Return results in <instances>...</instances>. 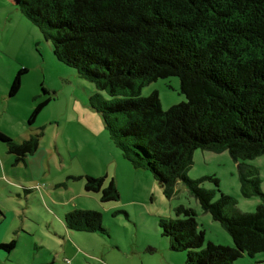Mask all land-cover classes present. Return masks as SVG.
<instances>
[{"label": "trees", "instance_id": "obj_1", "mask_svg": "<svg viewBox=\"0 0 264 264\" xmlns=\"http://www.w3.org/2000/svg\"><path fill=\"white\" fill-rule=\"evenodd\" d=\"M20 11L52 43L58 61L112 98L98 92L89 103L122 157L147 171L167 197L182 182L234 243L204 248L195 211L180 206L177 219L159 220L172 250L187 252V264H234L264 252V204L243 213L233 196L221 192L214 201L215 190L203 187L206 181L219 187L217 177L188 176L196 151H228L242 195L264 202L259 170L248 163L264 156V0H20ZM27 72L16 74L10 97ZM170 77L179 78L185 102L164 110L158 92L142 97L146 86ZM55 97L38 103L30 125ZM42 136L17 143L0 131L16 164L38 151ZM84 179L85 191L101 203L121 199L114 179ZM65 226L107 233L103 215L93 210L69 212ZM0 247L11 252L16 242Z\"/></svg>", "mask_w": 264, "mask_h": 264}, {"label": "rangeland", "instance_id": "obj_2", "mask_svg": "<svg viewBox=\"0 0 264 264\" xmlns=\"http://www.w3.org/2000/svg\"><path fill=\"white\" fill-rule=\"evenodd\" d=\"M21 69L28 72L22 76L20 91L10 97V85ZM43 89L50 94L44 95ZM98 92L75 69L58 61L52 43L20 11V0H0V131L17 143L43 132L36 155L37 163L44 165L42 180L34 182L38 189L30 195L40 200L38 204L27 199L28 193L20 186H31V170L36 164L29 163V168L27 162L16 164L15 155L8 154L6 143L0 141V207L5 213L0 241L17 242L11 253L0 249V264H28L42 256L56 258L59 264H187V252L172 250L159 227L160 218L177 219L180 206L195 211L199 230L205 232L204 248L209 242L233 247L227 230L202 209L182 182L177 183L172 197H167L159 182L154 180L152 185L144 176L136 180L110 162L116 155L115 146L101 115L89 103ZM153 92H158L164 110L186 101L177 77L159 79L141 95L148 97ZM54 93L56 99L30 125L38 103ZM248 163L258 168L264 191V156ZM102 168L110 171V179L119 180L122 199L117 202L101 203L94 197L98 195L85 191L84 177H99ZM188 176L217 177L219 187L211 181L203 187L215 190L214 201L221 192L233 196L243 213H254L264 204L259 197L242 195L238 164L228 151H196ZM74 207L100 212L107 233L67 230L65 216ZM19 227L21 231L14 235ZM263 260L264 252L253 257L244 254L234 264Z\"/></svg>", "mask_w": 264, "mask_h": 264}, {"label": "crops", "instance_id": "obj_3", "mask_svg": "<svg viewBox=\"0 0 264 264\" xmlns=\"http://www.w3.org/2000/svg\"><path fill=\"white\" fill-rule=\"evenodd\" d=\"M93 130L94 131H92L94 134H98V129L96 130V129H94L93 128ZM102 133H103V131H102ZM32 135H30V137H31ZM29 137V138H30ZM28 138V139H29ZM26 140V139H25ZM24 139H23V141H25ZM22 141V142H23ZM19 143H21V142H19ZM115 153H116V155L113 157V161H110V162H113L114 164H115V166L117 167V169H119L123 174H130V176H133L136 180H139V179H141V178H138V176H144V177H146V180H148V182L150 183V184H152V185H154V179L152 178V176H149L150 174L147 172V171H145V170H136V169H134L131 165H130V163L129 162H127L123 157H122V154L119 152V150L115 147ZM39 151V150H38ZM38 151L35 153V154H33V155H30V156H27V158L25 159V161H24V164L26 163V167L27 168H29V163H31V162H33V163H35L36 165L34 166V168L31 170V172H32V176H31V179H30V183H31V186L28 188V187H26V186H24V185H21L20 184V186L23 188V190L26 192V193H28L25 197L27 198V199H29V197H31L32 198V196H30V195H33L34 196V191L35 190H37L38 189V187H36V188H34L35 186H36V183H34V182H36V181H39V180H42V178H43V176L41 175V173L43 172V168H44V165H43V162L42 161H40V162H38L37 163V153H38ZM117 151V152H116ZM118 153V154H117ZM39 155V154H38ZM29 159V160H28ZM28 160V161H27ZM110 171L108 170H106V169H101V174L99 175V177H103V176H106L108 179H110L109 177H110ZM115 180V182H116V184L117 183H119V180H117V179H114ZM85 188V187H84ZM119 189V188H118ZM132 200H133V202H135V196H136V187L135 186H133V188H132ZM91 194V193H90ZM93 195H95V194H93ZM19 197H22L21 195H19ZM94 197H97L98 198V196H94ZM35 199H33L32 198V200L33 201H35V202H39L40 200L38 199V198H36V197H34ZM121 199H122V197H121ZM38 204H41V202H39ZM74 210H78V208L77 207H74ZM73 210V211H74ZM68 212H72V211H68ZM5 213H4V211H3V209L0 207V226H1V222H3V220H5ZM3 224V223H2ZM66 227V226H65ZM67 229V228H66ZM67 230H69V229H67ZM21 231V227H19V228H17V230L13 233L14 235H16L17 234V232H20ZM69 231H73V230H69ZM70 235V234H69ZM1 245H3L2 243H1V241H0V246ZM16 246H17V242H16ZM0 249H1V247H0ZM15 250V249H14ZM13 250V251H14ZM13 251H11V252H13ZM11 252H9V253H11ZM2 257L0 256V259H1ZM28 264H59V262L56 260V258H53V259H47V258H45V257H39L38 259H34L31 263H28Z\"/></svg>", "mask_w": 264, "mask_h": 264}]
</instances>
